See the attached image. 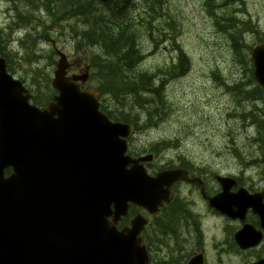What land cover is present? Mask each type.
Segmentation results:
<instances>
[{
  "label": "water",
  "instance_id": "obj_1",
  "mask_svg": "<svg viewBox=\"0 0 264 264\" xmlns=\"http://www.w3.org/2000/svg\"><path fill=\"white\" fill-rule=\"evenodd\" d=\"M54 83L63 95L41 113L0 60V264H150L139 236L144 218L122 231L116 225L129 201L156 211L181 174L145 179L127 171L120 137L129 138L133 127L109 125L95 94L81 93L62 71ZM55 114L61 122L45 130L35 123ZM56 126L72 137H56ZM9 165L16 169L6 180Z\"/></svg>",
  "mask_w": 264,
  "mask_h": 264
},
{
  "label": "rangeland",
  "instance_id": "obj_2",
  "mask_svg": "<svg viewBox=\"0 0 264 264\" xmlns=\"http://www.w3.org/2000/svg\"><path fill=\"white\" fill-rule=\"evenodd\" d=\"M77 1V0H75ZM202 1L204 0H166L164 9L158 8L157 14L154 16L153 10H148L149 17H150V23L153 27L152 35L154 38H151L146 34L145 31H142L139 35V45L140 48L145 51V59L142 61V65L138 63L136 65V68L134 69L136 74H139V71H143L141 74L147 75L148 79H153V85L156 84V81L154 78L149 76L145 71L152 72L154 70L158 71L160 68H165L163 65L165 61L169 60V57L172 55H175V53H172L171 47L174 45L172 42L176 40V42H180L184 49L189 53L190 58L192 60L193 65V71L191 74L187 77L185 81H181L177 84H171L165 91V99L167 100L170 109L166 113V115L163 117L165 122L167 120V123L165 126H161L160 130L164 131V133L159 132L160 136H163L165 140H167V146L173 141L176 140L175 134L173 131L179 130V126H174L171 129V123H172V114H173V100L176 96V94H184V90L188 91L190 88H192L191 85H195L196 93H199V90L197 89L198 83L201 80V73L206 72L208 70V67L210 65H213V59L216 61L218 69L222 71L224 74L225 72H228L231 69L230 65V52L229 48L226 45V42H223L225 37L221 34L212 35V27L211 22H209V36H210V42H202V38H208L206 35V28L208 27L205 23L204 19V12L201 8ZM224 1V3L222 2ZM240 3L238 0H213V5L217 6L219 4L221 6L220 11L216 8L211 7V1L208 0L209 8L212 11V13L216 16V20H218L219 23L224 25L230 24V18L231 14L235 11L236 13H240L237 10H240L242 7L245 6L247 11L253 15L254 17H259L261 19V23L264 25V0H241ZM19 4V10L24 11L27 9L25 8V4L23 3V0H17ZM72 0H67V3H71ZM207 2V0H206ZM139 3L143 7H145V0H139ZM246 4V5H245ZM226 6V7H225ZM30 11H32V2L29 4ZM227 7L229 9H227ZM9 8H12V4L8 3L7 0H0V29H2L5 34H9L10 32L7 30V26L9 24H12L13 21H16L15 14L17 16L18 13L11 12V16L9 17V14H7V11ZM234 10L230 11L229 10ZM241 11V10H240ZM42 9L36 10L35 15H41ZM143 13V12H142ZM165 13V14H164ZM95 19L97 22H101V19L98 17L96 13H94ZM42 20L45 22L46 25H50L51 20L46 15L45 17H41ZM39 21V19H38ZM38 21H34L32 28L25 29L23 26H25V22L22 19V25H20V29L16 28L15 30H18L16 33V39L22 38L26 32H29L32 34V37L34 39L33 42L39 43V46L43 47L44 50H49L50 46L49 43H41L45 42V39H39L37 33H40L42 31H45V28L41 25H38ZM71 26L76 25L77 23L72 20L69 21ZM70 25L65 23L64 31L53 29L51 33L50 38L56 39V42H60L59 49L65 51L67 55L70 56L72 61H76V65L73 67V70L78 69V63H81L82 69L85 68L86 65H89V59L88 56L90 55L92 50L85 49L83 51L76 52L74 51L75 46V39L72 37L73 33ZM149 26V25H148ZM155 27V28H154ZM108 32V31H107ZM119 32L117 30H110L109 37L116 38V35ZM165 33V34H164ZM238 34V33H237ZM127 35V34H126ZM8 42V38H3L1 45L3 50L6 53H11L12 55H15L12 50H10V47L5 46L4 43ZM48 42V41H47ZM137 42V44H138ZM153 42H161L157 49H155V46L153 45ZM209 44H216V52L211 50L209 48ZM11 48L15 49L18 48L20 52L18 53L19 58H22L26 55V52L24 49L20 47L18 43H14ZM151 48H154L155 54L152 56H149V52L151 51ZM137 50L140 52V49L137 48ZM97 53H101L99 49L95 50ZM16 56V55H15ZM49 54H46V57H49ZM214 56V57H210ZM12 60H15L16 57H11ZM126 59V58H124ZM55 60H57V57H55ZM128 60H131L132 62L135 61V57L133 58L131 55H129L124 63H128ZM201 60L207 61V68H203L202 64L200 63ZM121 61V60H120ZM17 65H16V72L15 76L19 79L21 77L27 78L29 74H31L32 70H40L43 72V76L50 75L51 78L53 77V71L55 69L54 67L50 66L49 59L48 58H42L37 61H33L31 64L27 63L24 60H18L17 59ZM122 62V61H121ZM122 62V63H123ZM130 62V63H132ZM129 63V64H130ZM121 69L120 74L123 73L128 74V78L130 79L132 76L130 73L125 70ZM114 70L116 75L118 74L117 69L114 66ZM92 71V69H91ZM133 75V73H132ZM130 81V80H129ZM89 87H95V82H88ZM129 86V85H127ZM154 88L153 86H151ZM192 91V90H191ZM159 92V91H158ZM201 96V95H200ZM133 98V97H131ZM131 102V101H130ZM143 105L142 101H134L133 105L131 107V110L134 112L129 116L130 119L134 118L138 120L140 117H143V114L140 112V108ZM157 107V106H156ZM115 108L116 102H115ZM198 107H196L193 111L196 113ZM130 112V111H129ZM128 113V112H127ZM186 115H188L190 112H185ZM157 116H160V113H156ZM173 118H178L177 115H175ZM220 118V114L216 113L211 115L212 121H216ZM156 117L150 116L148 120L146 121L147 126H152L156 124ZM192 121H187L185 123L186 125H189ZM161 123V122H160ZM170 127V129H169ZM191 130L184 128L182 130V133H189ZM226 139L219 138L216 141V147L220 150H218L216 153H214L215 156H217L215 159L209 158L207 156H204L202 158H199L200 166L204 165L205 170H213L218 168L219 170H222L221 168H229L231 173H237L239 169L242 167L240 165V162L235 159V156L232 153V150L230 148H226L224 145ZM186 141H177L170 145V149L173 151H177L185 145ZM220 153V154H219ZM249 153H254V160L248 161V171L247 174L256 176L257 181H260L262 179V170L263 165L261 164V151L259 150V147H257L255 144L250 145L249 151L240 150V155L244 158ZM248 160V159H247ZM225 171V170H223ZM259 174V175H258ZM178 210V206L175 207V211Z\"/></svg>",
  "mask_w": 264,
  "mask_h": 264
},
{
  "label": "flooded vegetation",
  "instance_id": "obj_3",
  "mask_svg": "<svg viewBox=\"0 0 264 264\" xmlns=\"http://www.w3.org/2000/svg\"><path fill=\"white\" fill-rule=\"evenodd\" d=\"M189 174L194 176L190 170ZM186 183L173 186L181 196ZM207 195L214 196L221 192L219 186L212 183L205 186ZM200 187V191L203 189ZM195 191L188 189V195ZM245 222L230 221L204 205L195 208L193 214L184 219L177 231L162 234V250L159 264H249L250 261L264 259V240L254 249L242 250L234 240V235ZM257 229L258 223L254 222Z\"/></svg>",
  "mask_w": 264,
  "mask_h": 264
},
{
  "label": "trees",
  "instance_id": "obj_4",
  "mask_svg": "<svg viewBox=\"0 0 264 264\" xmlns=\"http://www.w3.org/2000/svg\"><path fill=\"white\" fill-rule=\"evenodd\" d=\"M155 7L153 6V8ZM97 15L101 22H97L95 19L93 28L91 31H87L84 40L92 44L100 43L108 54L107 59L101 60L99 65L103 68L99 74V79L103 85V94L110 95L116 101V107L118 108L115 113L117 117L119 115L120 117L126 116L125 119H128L131 115V107L134 101H142L143 105L140 109L146 112L153 109L154 112L152 114L156 117L157 112L160 113L162 108H166L163 93L159 91L160 88H156L159 92L155 91L153 93L155 88L151 87L153 86L152 79H148L145 74L142 75V71H139V74L134 73L136 65L143 59L140 55L141 50L140 52L137 50L139 48L137 42L141 27L144 26L145 31L152 35L153 27L148 21L150 17L146 14V17H142L139 21L131 22L113 19L107 21V16L103 12H98ZM23 21L27 24L29 22L26 17H24ZM143 22H146V24L143 25ZM110 30L119 32L116 38L109 37L108 33ZM129 55L133 58L135 57V61L128 60V63H124ZM120 60L122 62L124 60V62L122 63ZM114 66L117 69V75ZM120 68L127 70L132 77L129 79V75L125 73L121 75ZM241 95L243 97V94ZM125 99L128 100L125 101ZM35 103L38 104V98H35ZM129 111L130 113H127ZM257 127L258 130H261V124H257Z\"/></svg>",
  "mask_w": 264,
  "mask_h": 264
},
{
  "label": "bare ground",
  "instance_id": "obj_5",
  "mask_svg": "<svg viewBox=\"0 0 264 264\" xmlns=\"http://www.w3.org/2000/svg\"><path fill=\"white\" fill-rule=\"evenodd\" d=\"M7 54H8L9 57H10V56H11V57H13V56L16 57L15 55H12L11 53H7ZM151 82L153 83V79H152ZM152 85H153V84H152ZM153 86L155 87V84H154Z\"/></svg>",
  "mask_w": 264,
  "mask_h": 264
}]
</instances>
